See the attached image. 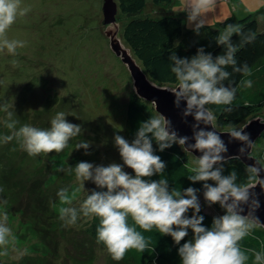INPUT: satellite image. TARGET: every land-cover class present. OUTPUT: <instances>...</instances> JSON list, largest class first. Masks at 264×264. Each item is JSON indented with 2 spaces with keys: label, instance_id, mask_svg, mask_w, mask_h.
Segmentation results:
<instances>
[{
  "label": "clouds",
  "instance_id": "clouds-1",
  "mask_svg": "<svg viewBox=\"0 0 264 264\" xmlns=\"http://www.w3.org/2000/svg\"><path fill=\"white\" fill-rule=\"evenodd\" d=\"M216 4L217 0H191L186 6L187 25L194 33L200 34L208 22V14L215 9ZM29 11L30 8L21 7V0H0V51L6 49L9 55L15 56L17 48L25 46L24 41L9 40L7 32L18 17L26 16ZM234 35L240 38L239 44L233 43ZM255 39V33H245L239 26L227 24L223 33L217 37L218 46L224 49L221 55L214 58L211 53L206 54L202 47L191 58H181L173 52L169 61L176 87L170 92L175 97L177 108L181 102H185L183 116H193L195 124L192 126V139L195 142L189 143L188 137L178 136L171 121L157 111L156 115L140 123L131 142L119 134L114 136V145L123 164L113 162L104 166L82 161L75 167L69 166L67 170L63 167L58 169L69 173L74 170L76 180L83 190L87 181L101 189L92 190L91 194L87 192L79 209L71 206L75 193L70 195L67 188L60 189L57 196L64 206L59 208V218L66 225H74L80 214L98 218L97 243H102L116 261L122 260L129 250L143 253L149 249L151 238L143 233L155 229L180 245L190 229L192 239L178 248L182 264H248L250 259L251 264H264V250L242 249L240 243L254 229L264 227L255 215L260 207L259 200L250 191L257 185L264 188L261 175L264 166L258 162L247 165V183H238L235 170L223 175V165L227 162L224 154L228 149L221 138V132L216 130L217 117L208 107L223 106L224 112L230 113L237 87H253V81L247 79L253 75L252 68L247 63L238 64L236 54L239 47ZM17 63L16 60L12 61L14 67ZM229 67L232 73L245 77L238 86H233L234 82L230 81L232 73L227 71ZM152 104L157 109L155 100ZM7 117L6 127L15 129L17 121L12 119L13 113L7 112ZM201 124L205 128H201ZM209 125L212 130H205ZM246 127L229 123L226 133L232 140L241 143V156L253 146L249 134L245 132ZM82 132L81 125L69 123L65 113L58 112L51 120L50 128L41 129L25 124L14 135L22 140L21 146L29 156H38L41 153H61L68 147L69 141L81 136ZM2 139L7 143L13 136H4ZM153 141L161 152L179 145L184 152L201 153L195 157L197 167L188 179L192 183L202 182L205 201L210 206L219 204L224 210L223 215L213 218L211 228L203 226L204 217L199 215L201 205L197 189L189 187L183 191L179 188L170 190L168 180L164 178L166 164L155 154ZM90 147L91 142L82 139L76 145V150L84 149L85 155H89L87 150ZM125 167L131 169L134 176L126 172ZM154 175L161 178L155 181L146 179ZM242 205L248 206L246 215L242 214L245 211ZM189 210H192L191 217L187 215ZM7 222V211L0 212V248L4 249L0 255L5 256L8 255L7 246L15 239ZM26 251L20 255H25Z\"/></svg>",
  "mask_w": 264,
  "mask_h": 264
},
{
  "label": "rangeland",
  "instance_id": "rangeland-1",
  "mask_svg": "<svg viewBox=\"0 0 264 264\" xmlns=\"http://www.w3.org/2000/svg\"><path fill=\"white\" fill-rule=\"evenodd\" d=\"M103 2L21 0V7H28L30 11L26 16L17 18L7 32V38L24 41L25 46L17 48L15 56L9 55L6 49L0 51V109L5 108L18 115L29 112L28 117L33 118L30 125L43 129L50 128V122L58 112H64L69 123L81 125L83 129L81 136L69 141L70 157L77 156L80 162L107 166L113 162L123 164L114 145V136L119 134L128 140L127 106L133 92V82L126 66L109 47L103 26ZM217 2L222 4L208 14L206 25L218 24L222 16V20L233 17L242 19L249 15L259 17L264 6V0ZM173 11L171 6L156 8L152 0H147L144 15L160 17L166 16L165 12L169 15ZM117 18L123 29L129 19L121 12ZM260 23L261 28H264L263 14ZM185 28H190L187 23ZM13 60L18 62L15 67ZM46 106L49 107L48 111L36 116L38 118L35 120L33 113L45 110ZM3 119L0 115V125ZM16 121L19 122V119ZM82 139L91 142L87 150L89 155H85L84 149L76 150V145ZM64 150L59 154H63ZM59 154L54 152L51 155ZM253 154L257 158L264 155V140L258 143ZM38 156H35V160ZM53 160L55 169L71 165L69 162L67 165L64 159ZM124 170L134 176L131 169L125 167ZM72 177L73 180L68 183L72 187L69 194L75 193L71 206L79 209L88 193L97 187L87 181L84 191L75 175ZM201 202L207 203L204 196ZM62 206L59 204L49 211L50 222H62V230H65L64 236L58 233L54 237L50 234V239H58V263L75 264L74 259L77 261L81 256L86 259L92 256V264H111L109 254L88 240L85 230L90 218L80 214L74 225H66L59 218V208ZM3 211H7V224L15 239L7 246L8 255H0V264L18 262L27 256H33L34 259L44 257L47 240L38 238L20 216L0 206V212ZM206 211L210 214L221 213L215 204H208ZM50 226L52 228L53 224ZM25 250L26 254L21 256L20 253ZM3 251L0 248V252Z\"/></svg>",
  "mask_w": 264,
  "mask_h": 264
},
{
  "label": "trees",
  "instance_id": "trees-1",
  "mask_svg": "<svg viewBox=\"0 0 264 264\" xmlns=\"http://www.w3.org/2000/svg\"><path fill=\"white\" fill-rule=\"evenodd\" d=\"M173 2L174 0H152L156 8L171 6ZM118 4L119 12L129 19L122 29V39L125 45L132 51L133 56L148 77L159 85L176 87L175 77L170 71L169 61V56L173 52L178 57L191 58L196 55L197 49L202 47L205 49L206 54L211 53L215 58L224 51L222 46H218L217 37L223 33L227 24L237 25L245 33H255L256 39L254 42L239 47L236 54L238 64L247 63L252 68L253 75L247 77V79L253 81V87L250 89L237 87L236 99L230 113L224 112L223 106L209 105L208 107L216 115L217 128L222 131L229 130V123L243 126L252 118L262 116L264 110V28H261L260 21L255 16L249 15L242 19L231 18L217 26L206 25L197 35L192 30H185L183 19L173 14L168 15L165 12L166 16H145L147 0H119ZM232 40L233 43L239 44L240 42V38L235 35ZM227 71L232 73L231 67L227 68ZM241 79H245V77H242L239 73H232L230 77V81L234 82L233 86H238ZM225 83L227 84L228 81ZM1 104L2 100L0 101ZM48 109L49 107L46 106L45 110L33 113L34 119L36 120ZM7 112L9 110L5 108L0 109V115L4 117L0 125V206H5L13 214L20 216L23 223L38 238L46 239L45 248L47 253L39 259L27 256L18 262L4 264H59L60 248L58 239H50V234L56 237L58 233L60 235L64 234L65 230H62V222H50L49 211L60 204L57 196L60 189L68 187V190H71V184L68 185V183L73 180L72 176L75 175V172L60 171L59 173L58 169L53 166L55 164L53 159H64V161H67V165L69 162L72 167H75L80 161L77 156L70 157V154H68L71 149L70 145L64 150L63 154L58 156H52L51 154L54 152L50 154L41 153L36 160L35 156H29L21 146L22 140H18L14 133L23 125L32 124L33 118L28 117L29 112L22 115L13 113L12 119L17 120L18 118L19 122L17 121L15 129H9L5 123L8 119ZM156 113L150 103L140 99L134 91L132 92L127 106V138L129 142L134 140L140 123L147 121L151 115L154 116ZM21 118L22 120H20ZM4 136H13V139L5 143L2 139ZM262 140H264V136L257 141L255 147ZM153 148L155 154L159 155L166 164L164 178L168 180L170 190L179 188L183 191L189 187L198 190L201 205L199 215L204 217L203 226L211 228L213 218L223 215L224 210L219 204H215L221 213H208L206 211L208 203L201 202L203 196L202 182L192 183L188 179V176L193 174L197 167L195 157L188 152H184L179 145H173L170 149L161 152L158 145L153 141ZM31 157L34 158L31 159ZM258 159L264 165V155H259ZM67 167L63 168L66 169ZM223 167V175H228L235 170L238 173V183H247L246 166L240 160H228ZM47 171L50 173L47 174ZM160 178L159 175H154L146 179L155 181ZM209 183L212 182L209 181ZM100 190L96 189V191ZM104 190L106 191V189ZM4 201H7V203H3ZM187 215L191 217L192 210H189ZM129 223H133L131 219H129ZM52 224L51 228L50 225ZM98 225V218H90L85 232L91 244L107 252L102 243H97L96 228ZM188 233L185 240L181 241L180 245H176L170 236L161 235L153 229L151 232L143 233L146 237L151 238V246L143 253H139L134 249L129 250L120 261L113 260L111 255L107 253L110 256L111 264H182L178 248L192 239L193 234L190 229ZM240 243L242 249L264 250V229L261 227L254 229ZM92 261V256L88 259L81 256V259H77V261L74 259L75 264H92ZM248 264H251V259Z\"/></svg>",
  "mask_w": 264,
  "mask_h": 264
},
{
  "label": "water",
  "instance_id": "water-1",
  "mask_svg": "<svg viewBox=\"0 0 264 264\" xmlns=\"http://www.w3.org/2000/svg\"><path fill=\"white\" fill-rule=\"evenodd\" d=\"M102 11L103 26L105 27V33L109 40V47L128 69L132 78L135 95L150 103L156 112L158 111L170 120L172 128L177 132L178 136H186L189 138V143H194L195 141L192 139V126L195 124V120L193 116H183V111L186 107L185 102H181L180 107L177 108L174 103L175 97L170 92L174 87L159 85L152 81L133 56L132 51L125 45L122 39L121 25L117 18L119 4L115 0H104ZM153 100L157 103V109L156 106L152 104ZM243 126H247L245 132L249 134L253 146L242 156L239 152V149L242 146L241 143L232 140L229 135L226 134L228 131H222L216 128L218 132H221V138L228 149L227 153L224 154L226 161L232 160V157L239 156L240 159L234 160H240L245 166L255 164L256 162H258L259 165L264 166L263 163L253 155L257 141L264 136V118L262 116L254 117ZM200 127L205 128L203 124H201ZM205 130L210 131L212 128L209 125ZM190 154L194 157H199L201 155L200 152H192ZM261 175L262 178H264V173ZM250 191L254 193V198L259 200L260 207L256 210L255 215L259 218L261 224H264V188L257 185ZM242 207L245 209L242 214L246 215L248 212V206L242 205ZM261 228L264 229V227Z\"/></svg>",
  "mask_w": 264,
  "mask_h": 264
},
{
  "label": "crops",
  "instance_id": "crops-1",
  "mask_svg": "<svg viewBox=\"0 0 264 264\" xmlns=\"http://www.w3.org/2000/svg\"><path fill=\"white\" fill-rule=\"evenodd\" d=\"M191 2L190 1H188V0H174V2H173V4L171 5V7H173L174 8V11L173 12H170L171 13V15L173 14V15H175V16H178V17H181L182 19H183V21H184V27H185V24L187 23V15H186V6L188 5V4H190ZM219 3V4H218ZM222 3H220V2H217V4H216V6L218 5V6H220ZM261 11H262V13H261V15L262 14H264V6L261 8ZM261 15L259 16V17H256L259 21H260V18H261ZM223 17V16H222ZM221 17V19L218 21V24H219V22L221 21V22H223V21H226V20H228V19H231V18H227V19H225V20H222V19H224V18H222ZM263 17H264V15H263ZM226 18V17H225ZM233 18H236V17H233ZM217 23V22H216ZM218 24H214L213 26H217ZM261 24V23H260ZM208 26H210V25H208ZM185 30H191V28H185Z\"/></svg>",
  "mask_w": 264,
  "mask_h": 264
}]
</instances>
